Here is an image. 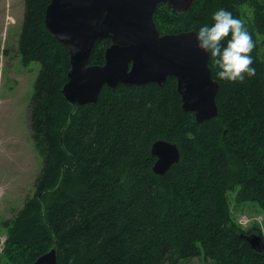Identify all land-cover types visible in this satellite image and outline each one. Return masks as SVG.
Here are the masks:
<instances>
[{
  "label": "trees",
  "instance_id": "1",
  "mask_svg": "<svg viewBox=\"0 0 264 264\" xmlns=\"http://www.w3.org/2000/svg\"><path fill=\"white\" fill-rule=\"evenodd\" d=\"M49 1L24 0L17 53L23 65H39L28 112L41 168L34 195L1 222L3 258L30 264L57 243V264H264L260 228L243 229L229 201L232 193L235 204L264 210V0H194L183 14L156 7L160 33L196 32L225 8L255 41L256 74L243 82L218 79L210 57L218 112L202 123L182 111L171 78L162 87H103L95 104L73 110L61 95L68 51L44 27ZM107 46L95 43L90 65L103 64ZM158 140L180 154L162 175L152 171Z\"/></svg>",
  "mask_w": 264,
  "mask_h": 264
},
{
  "label": "water",
  "instance_id": "2",
  "mask_svg": "<svg viewBox=\"0 0 264 264\" xmlns=\"http://www.w3.org/2000/svg\"><path fill=\"white\" fill-rule=\"evenodd\" d=\"M194 0H50L45 9L44 27L69 55L67 81L61 88L63 99L72 106L96 103L103 87L118 85L162 87L168 78L176 82L181 109L197 123L217 117L219 84L212 79L210 57L197 47L195 31L160 35L153 15L159 4L176 14L186 13ZM69 39H60V34ZM108 39L102 65H90L97 41ZM78 49V51H74ZM154 174L162 175L179 161L173 143L155 141ZM254 250H262L259 235L246 238ZM30 264H57V243Z\"/></svg>",
  "mask_w": 264,
  "mask_h": 264
},
{
  "label": "rangeland",
  "instance_id": "3",
  "mask_svg": "<svg viewBox=\"0 0 264 264\" xmlns=\"http://www.w3.org/2000/svg\"><path fill=\"white\" fill-rule=\"evenodd\" d=\"M241 10L248 21L250 8ZM23 12L24 0H0V264H12L2 256L6 230L1 222L11 220L25 199L34 195L33 183L41 168L28 112L39 65H23L17 53ZM229 201L237 223L243 229L259 227L264 237V210L252 202L235 204L232 193ZM180 264L204 263L193 258Z\"/></svg>",
  "mask_w": 264,
  "mask_h": 264
},
{
  "label": "clouds",
  "instance_id": "4",
  "mask_svg": "<svg viewBox=\"0 0 264 264\" xmlns=\"http://www.w3.org/2000/svg\"><path fill=\"white\" fill-rule=\"evenodd\" d=\"M211 19L210 24H202L194 34L198 49L216 58L217 78L239 83L253 77L256 68L251 53L255 41L244 21L225 8L214 11ZM60 39L69 37L62 33Z\"/></svg>",
  "mask_w": 264,
  "mask_h": 264
},
{
  "label": "flooded vegetation",
  "instance_id": "5",
  "mask_svg": "<svg viewBox=\"0 0 264 264\" xmlns=\"http://www.w3.org/2000/svg\"><path fill=\"white\" fill-rule=\"evenodd\" d=\"M159 33H160V32H159ZM163 34H165V33H160V35H163ZM103 40H108V39H103ZM100 41H102V40H100ZM108 41H109V45H110V40H108ZM97 42H98V41H97ZM107 47H108V46H107ZM107 47H106V48H107ZM106 48H105V49H106ZM104 51H105V50H104ZM103 62H104V58H103ZM171 79H173V78H171ZM175 83H176V82H175Z\"/></svg>",
  "mask_w": 264,
  "mask_h": 264
}]
</instances>
